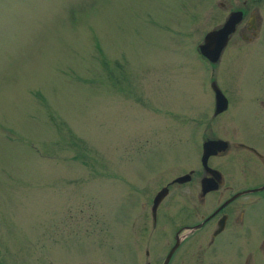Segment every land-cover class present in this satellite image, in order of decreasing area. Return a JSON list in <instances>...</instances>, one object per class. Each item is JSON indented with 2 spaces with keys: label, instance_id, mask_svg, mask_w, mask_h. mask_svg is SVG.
Masks as SVG:
<instances>
[{
  "label": "rangeland",
  "instance_id": "374dc122",
  "mask_svg": "<svg viewBox=\"0 0 264 264\" xmlns=\"http://www.w3.org/2000/svg\"><path fill=\"white\" fill-rule=\"evenodd\" d=\"M221 16L217 0H0V264L156 262L148 193L227 115L262 114L260 59L196 51Z\"/></svg>",
  "mask_w": 264,
  "mask_h": 264
},
{
  "label": "flooded vegetation",
  "instance_id": "af4514ba",
  "mask_svg": "<svg viewBox=\"0 0 264 264\" xmlns=\"http://www.w3.org/2000/svg\"><path fill=\"white\" fill-rule=\"evenodd\" d=\"M217 6L222 18L214 28L231 12L238 20L215 63L200 56L210 64L228 53L237 66L252 58L264 64V0H217ZM258 69L257 81L258 75L264 77V66ZM212 81L216 83L209 84ZM257 105L262 114L242 118L229 114L227 122L233 123L229 130L205 131L197 166L148 193L150 235L163 252L154 264H203L204 260L206 264H264V102ZM214 109L215 102L211 117L220 119L228 102L219 113L214 114ZM208 140L219 145L202 161L203 143ZM183 175L187 178L175 180ZM160 190L164 195L152 211ZM144 253L148 254L146 249Z\"/></svg>",
  "mask_w": 264,
  "mask_h": 264
},
{
  "label": "water",
  "instance_id": "95a60500",
  "mask_svg": "<svg viewBox=\"0 0 264 264\" xmlns=\"http://www.w3.org/2000/svg\"><path fill=\"white\" fill-rule=\"evenodd\" d=\"M238 17L236 12H231L227 18L224 20L222 25L218 28H212L206 31L202 37V41L197 45V51L204 57L207 61L215 63L220 55L222 48L224 47L228 35L233 31L234 25L237 22ZM210 88L214 94L215 109L214 114L219 113L226 107L227 99L222 94L218 86L214 81L210 83ZM219 142L216 140H208L203 143V154L202 161L205 160L206 156L213 152L214 147H216ZM187 176L183 175L177 177L176 181H182L186 179ZM207 189V188H206ZM164 195V191L160 190L155 195L152 201V211H154L157 203ZM167 259V258H166ZM166 261V260H165Z\"/></svg>",
  "mask_w": 264,
  "mask_h": 264
}]
</instances>
